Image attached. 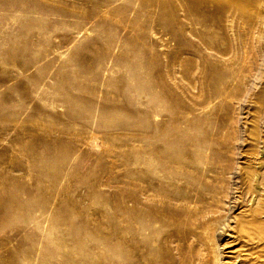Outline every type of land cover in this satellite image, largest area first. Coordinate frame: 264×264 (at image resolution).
<instances>
[{
	"label": "rangeland",
	"instance_id": "1",
	"mask_svg": "<svg viewBox=\"0 0 264 264\" xmlns=\"http://www.w3.org/2000/svg\"><path fill=\"white\" fill-rule=\"evenodd\" d=\"M232 1L0 0V264H264V0Z\"/></svg>",
	"mask_w": 264,
	"mask_h": 264
},
{
	"label": "bare ground",
	"instance_id": "2",
	"mask_svg": "<svg viewBox=\"0 0 264 264\" xmlns=\"http://www.w3.org/2000/svg\"><path fill=\"white\" fill-rule=\"evenodd\" d=\"M230 1H231V0H230ZM240 1H241V0H240ZM257 1H258V0H257ZM233 2H234V4H236V5L238 4L237 1H234V0H233L232 3H233ZM256 3H257V2H256ZM256 3H255V4H256ZM245 4H246V3H245ZM250 4H251V3H250ZM250 4H249V5H250ZM263 4H264V3H263ZM231 7H232V6H231ZM231 7H230V8H231ZM252 7H254V6H252ZM248 8H249V6H248ZM262 8H263V7H262ZM188 9H189V8H188ZM231 9H232V8H231ZM253 9H254V8H253ZM236 10H237V9H236ZM249 10H250V9H249ZM249 10H248V12H250ZM254 10H255V9H254ZM255 12H256V11H255ZM254 15H255V14H254ZM263 17H264V16H263ZM249 18H250V17H249ZM258 18H259V17H258ZM253 21H254V19H253ZM257 21H258V20H257ZM253 23H254V22H253ZM261 205H262V204H261ZM261 205H259V207H260ZM259 207H258V208H259ZM260 209H261V208H260ZM262 212H263V211H262ZM263 213H264V212H263ZM263 213H262V214H263ZM138 216H139L140 219L143 221V223L149 221L148 217L146 216V213H145V216L141 215L140 213L138 214ZM251 234H252V233H251ZM252 235H253V234H252ZM250 236H251V235H250ZM248 237H249V236H248ZM255 238H256V237H254V239H255ZM249 239H250V237H249ZM251 239H252V238H251ZM258 240H259V239H258Z\"/></svg>",
	"mask_w": 264,
	"mask_h": 264
}]
</instances>
